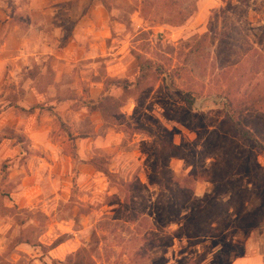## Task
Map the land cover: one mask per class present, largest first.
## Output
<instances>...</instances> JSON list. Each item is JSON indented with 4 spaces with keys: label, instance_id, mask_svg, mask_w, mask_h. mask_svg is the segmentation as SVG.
<instances>
[{
    "label": "rangeland",
    "instance_id": "1",
    "mask_svg": "<svg viewBox=\"0 0 264 264\" xmlns=\"http://www.w3.org/2000/svg\"><path fill=\"white\" fill-rule=\"evenodd\" d=\"M228 4L239 9L215 27L230 42L211 35L192 53ZM256 81L264 88V0H0V264H73L82 249L94 264H231L264 239V223L235 224L259 194L238 172L231 189L209 179L230 156L224 97ZM138 126L185 151L161 162L191 176L192 203L181 181L152 180L155 143Z\"/></svg>",
    "mask_w": 264,
    "mask_h": 264
},
{
    "label": "trees",
    "instance_id": "2",
    "mask_svg": "<svg viewBox=\"0 0 264 264\" xmlns=\"http://www.w3.org/2000/svg\"><path fill=\"white\" fill-rule=\"evenodd\" d=\"M240 3L248 0H237ZM236 9H239L237 4H228L222 8L214 9L210 19L208 20L206 31L195 41L192 46V53L200 54L204 49L205 43L208 41L211 35L218 36L220 38V44L223 39H226L225 43L230 42L229 33H221L215 23L220 17H226L229 13H233ZM185 13H177L176 18L178 21H183L191 14V10L184 11ZM259 59L252 61L250 64V70L256 75L260 73ZM143 67L140 64L139 70L142 71ZM224 120L220 124L221 138L226 143L221 144L220 154L228 153L230 156L224 160L227 161L218 169H214L210 177V181L218 184L224 189H231V176L233 174L241 173L248 178V183L254 184L258 191L260 198V205L253 210L243 209L239 212L237 220L235 222L236 227L241 230H247L255 228L264 223V179L261 178V168L257 163L256 150L262 149L264 151V88L261 87L260 81L251 83L240 98L230 97L229 95L224 97ZM243 112L247 115L243 117ZM133 132L145 134L150 137L154 143V165L151 173V178L154 182L161 186H166L170 182L179 183L186 187L185 195L189 204L191 202L190 184L191 176L182 177L181 180L171 175H164L165 169L161 162L164 154H171L175 156H187L185 151L177 144L166 141L165 139L157 136L154 131L148 127L138 126L130 127ZM228 141V143H227ZM217 144V142H215ZM234 153H237L233 159ZM217 154V153H216ZM231 162V163H230ZM105 176L110 179L113 175L105 169L101 170ZM225 177V178H224ZM233 177V176H232ZM189 186V187H188ZM200 206L190 211V214L185 222L186 235H194L196 230H199L201 224L200 218ZM84 249L78 250L73 254V264H94L92 259L83 256ZM224 252L221 248L215 251L214 257L219 258ZM229 252V250H225Z\"/></svg>",
    "mask_w": 264,
    "mask_h": 264
},
{
    "label": "crops",
    "instance_id": "3",
    "mask_svg": "<svg viewBox=\"0 0 264 264\" xmlns=\"http://www.w3.org/2000/svg\"><path fill=\"white\" fill-rule=\"evenodd\" d=\"M244 254L232 260L231 264H264V239L248 241Z\"/></svg>",
    "mask_w": 264,
    "mask_h": 264
}]
</instances>
